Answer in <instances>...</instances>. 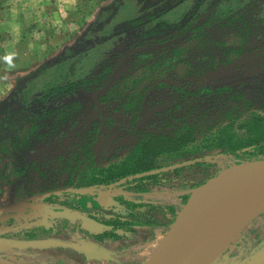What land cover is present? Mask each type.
<instances>
[{"label": "rangeland", "instance_id": "obj_1", "mask_svg": "<svg viewBox=\"0 0 264 264\" xmlns=\"http://www.w3.org/2000/svg\"><path fill=\"white\" fill-rule=\"evenodd\" d=\"M24 1L15 8H1L5 15L0 21V151L9 163L0 164V212L21 214L25 205L21 199L33 188L32 171L37 192L68 187L71 169L86 149L96 151L93 165L99 160L108 163L116 152H127L154 133L175 134L204 112L206 121L225 119L234 106L229 95L203 99L161 84L149 91L137 126L103 125L91 144L99 113L133 118L141 93L154 82L170 80L188 86L210 76L209 84H222L256 69L261 57L256 55L264 51V0H78L79 4L67 7L59 0ZM4 4L0 1V7ZM85 50L89 56L78 59ZM143 51L147 55L140 59ZM56 64L60 68L72 64L74 79L47 85L55 69L49 75L42 70ZM31 73L41 74L32 79L37 86L23 88L20 80ZM262 77L250 87L248 99L260 95L255 93L262 90ZM16 91L23 96L18 102L10 100ZM211 106L217 107L209 113ZM199 150L182 158L200 159L199 163L146 181L150 191L145 194L110 187L111 196L147 204L135 209L134 215L121 206L88 209L78 202L93 214H126L156 225H137L134 237L103 241L62 231L36 245L24 244L35 236L30 230L1 233L0 261L144 264L191 193L222 170L256 159L219 149ZM261 215L264 212L231 236L214 264L220 257L235 254V245L246 233L259 231L264 238V219L259 228L251 224ZM7 237L9 244L2 240ZM255 243L250 238L244 246ZM255 250L259 252L260 246ZM245 253L242 249L241 255H235L243 259Z\"/></svg>", "mask_w": 264, "mask_h": 264}, {"label": "trees", "instance_id": "obj_2", "mask_svg": "<svg viewBox=\"0 0 264 264\" xmlns=\"http://www.w3.org/2000/svg\"><path fill=\"white\" fill-rule=\"evenodd\" d=\"M144 52L146 51L139 53L140 59H144L147 55ZM80 54L78 59L87 54L89 56V51ZM256 56L260 57L256 69L244 75H238L234 80L225 81L222 84H209L210 76L204 77L197 85L190 84L188 86L170 80L162 81V83L154 82L141 93L140 101L131 119H124L115 114L99 113L92 145L97 140L103 125L111 123L129 127L137 126L143 118L148 93L154 86L163 84L176 87L188 94L203 96V99L204 97L211 98L221 95H229L230 98L234 99V106L232 105L226 111L227 117L225 119L212 123L211 120L206 121L208 115L204 112L201 118L198 116L187 123L185 122L183 129L175 134L154 133L136 142L135 147H128L127 152H116L108 163L99 160L96 165H93L92 163L97 156L96 151L92 147L86 149L82 157L77 159L70 172L67 185L73 189H66L63 192H55L49 195L43 194V192L48 191L50 187L37 192L35 190L36 173L30 172V176H33V188L29 195L21 199L25 204L20 208L21 214L14 210L7 211V209L0 212V234L9 235L8 233L11 234L22 229L30 230L35 236L26 239L24 241L26 245L44 242L46 236L55 233L60 234L62 231L67 233L79 232L86 237H92L99 241L131 238L135 235V226H153L156 224L153 221H144L139 217L131 219L129 215H134L135 209L142 206L146 207L147 204L122 199L119 196H111L108 192L110 187L121 186L127 190L132 188L136 193L145 194L150 191L149 187L145 186L146 181L160 180L162 175L178 172L192 164L160 172H153L152 170L181 162L192 151L197 152L199 149H207L206 152L219 149L223 153L237 155L241 158L258 159L264 157V85L261 83L262 90L255 93L256 95L260 94L257 98L248 99L247 97L253 85L264 76V51ZM72 64L66 68L65 66L60 68L61 64H56L53 67L51 65L45 66L42 70L44 74L49 75V71L52 73L55 69V74L49 79L47 85H52L60 79L73 80L76 74L73 72L75 67ZM36 75L41 76L40 73H31L21 79L23 88L37 86L36 83L32 82ZM17 89L18 87H16ZM18 92L16 91L10 100L20 101L23 96H21L22 93ZM214 107L217 106H211L206 111L210 113ZM0 113H2L1 109ZM203 123L204 127L201 128ZM5 158L6 154L0 151V164L2 166L9 163ZM196 163L199 162L196 161ZM146 171L149 173L140 175ZM88 188L93 192H87ZM80 201L85 203L88 209L96 208V206H121L128 210L129 215L93 214L81 206L78 203ZM2 240L8 244L11 242L9 237L2 238Z\"/></svg>", "mask_w": 264, "mask_h": 264}, {"label": "water", "instance_id": "obj_3", "mask_svg": "<svg viewBox=\"0 0 264 264\" xmlns=\"http://www.w3.org/2000/svg\"><path fill=\"white\" fill-rule=\"evenodd\" d=\"M190 159L152 170L160 172L196 162ZM148 171L141 173L144 175ZM71 187L43 192L49 195ZM264 190V157L250 160L222 170L188 197L153 256L144 264H178L193 244L195 232L205 226L219 209L241 199L245 193ZM1 207V204H0Z\"/></svg>", "mask_w": 264, "mask_h": 264}, {"label": "bare ground", "instance_id": "obj_4", "mask_svg": "<svg viewBox=\"0 0 264 264\" xmlns=\"http://www.w3.org/2000/svg\"><path fill=\"white\" fill-rule=\"evenodd\" d=\"M263 212L264 190L245 193L241 199L216 211L210 222L195 232L192 246L178 264H214L231 236L241 232L251 218ZM0 264L13 263L0 261Z\"/></svg>", "mask_w": 264, "mask_h": 264}, {"label": "crops", "instance_id": "obj_5", "mask_svg": "<svg viewBox=\"0 0 264 264\" xmlns=\"http://www.w3.org/2000/svg\"><path fill=\"white\" fill-rule=\"evenodd\" d=\"M0 1L2 2V0H0ZM26 1L28 2L29 0H26ZM33 1H35V0H33ZM39 1H43V0H37V2H39ZM59 1L62 3L61 6H65V7L70 6L69 4H71V3L79 4L78 0H59ZM3 2H5V4L1 5V7H0V21L2 20L3 15H5L1 12V8L5 7V6L15 8L19 2H21L20 4L25 3L24 0H3ZM60 10L62 13L63 9L61 8ZM62 14H64V13H62ZM8 39H9V35H8ZM263 219H264V215L259 216L258 221L251 223L252 226H255V228H259ZM250 238L253 239L256 243L250 248H248V246L245 247L244 246L245 243H248V240ZM258 243H260V244H258ZM263 243H264V238L262 237V235L260 234L259 231L248 232V233H246V236L243 237L242 239H240L237 242V245H235V251H234L235 254H240L242 249L246 252L244 255H242L243 259H241V257L238 255H235V254L229 255L228 254L224 257H220L217 264H237V263L238 264H264V244ZM258 246H260L259 252H257L255 250L256 247H258Z\"/></svg>", "mask_w": 264, "mask_h": 264}]
</instances>
